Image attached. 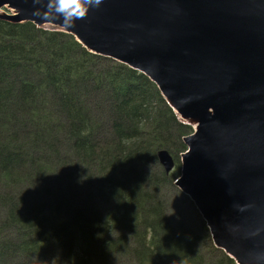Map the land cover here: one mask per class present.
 <instances>
[{
  "label": "trees",
  "instance_id": "16d2710c",
  "mask_svg": "<svg viewBox=\"0 0 264 264\" xmlns=\"http://www.w3.org/2000/svg\"><path fill=\"white\" fill-rule=\"evenodd\" d=\"M191 133L138 71L0 19V264H235L173 184Z\"/></svg>",
  "mask_w": 264,
  "mask_h": 264
},
{
  "label": "water",
  "instance_id": "95a60500",
  "mask_svg": "<svg viewBox=\"0 0 264 264\" xmlns=\"http://www.w3.org/2000/svg\"><path fill=\"white\" fill-rule=\"evenodd\" d=\"M0 19L57 28L154 83L194 127L174 186L217 249L264 264V0H0Z\"/></svg>",
  "mask_w": 264,
  "mask_h": 264
},
{
  "label": "rangeland",
  "instance_id": "374dc122",
  "mask_svg": "<svg viewBox=\"0 0 264 264\" xmlns=\"http://www.w3.org/2000/svg\"><path fill=\"white\" fill-rule=\"evenodd\" d=\"M7 13H10V11L8 10H5ZM45 27H48V26H45ZM168 201L170 202V199H168ZM114 264H127V262H125L124 260L120 259L119 261H115Z\"/></svg>",
  "mask_w": 264,
  "mask_h": 264
},
{
  "label": "clouds",
  "instance_id": "9594fccd",
  "mask_svg": "<svg viewBox=\"0 0 264 264\" xmlns=\"http://www.w3.org/2000/svg\"><path fill=\"white\" fill-rule=\"evenodd\" d=\"M72 2L74 3L75 0H72ZM96 3H99V0H96ZM80 15H83V13H80Z\"/></svg>",
  "mask_w": 264,
  "mask_h": 264
}]
</instances>
